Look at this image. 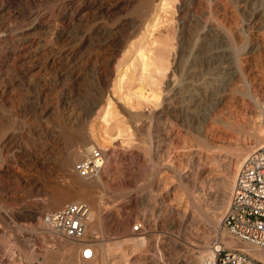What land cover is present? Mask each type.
<instances>
[{
	"label": "rangeland",
	"instance_id": "obj_1",
	"mask_svg": "<svg viewBox=\"0 0 264 264\" xmlns=\"http://www.w3.org/2000/svg\"><path fill=\"white\" fill-rule=\"evenodd\" d=\"M68 1L71 9L82 3L80 6L83 8V16H80L79 22L81 24L93 21L112 22L115 18L132 14V8L126 3L123 4L127 0H118V9L113 10L105 7V0H0V6L13 12L11 18L0 14V23H10L14 26L24 19L22 14L30 8H51ZM108 1L114 4L117 0ZM165 3V7L157 4L154 6L152 14L147 18L145 30H141L143 37L138 45L152 55L153 60H157H154L155 64L148 68V72L142 74L139 60L136 61L134 53L137 45H134L124 56L117 53L108 72L113 81L118 78L116 75L121 74L120 88L117 90L115 86V96L117 99L118 96L127 97L125 102L119 98V104L145 115L142 121L137 122L139 128L136 133L132 134L127 129L117 105H114L108 121L103 119L105 74L99 78L96 73L94 55L89 52L90 46L74 38H70V41L65 39L63 42L74 47L70 58L71 65L84 62L89 65V74L82 84L80 98L71 99L65 112L76 116L79 113V103L88 102L100 94L104 95L102 108L99 107L100 110L97 111L99 115L94 112L92 115L95 116L88 118L86 130L87 135L95 139L97 144L94 146L102 148L107 159L104 169L97 176L101 182L98 189L101 206L98 212L101 236L98 238L101 239L96 238L98 234H92L87 228L85 238L92 243L98 239L104 245L105 264H145L144 258L149 261L146 264L184 262L189 257L190 250H196L193 245L199 237L204 241L199 250L208 252L207 257L219 241L226 245L222 236L231 237L221 228L223 216L217 224L211 223L209 218L223 209L224 215L233 184L230 156L236 148L250 143L253 135L261 129L256 115L260 112L264 118L260 107H250L248 96L256 94L259 101L264 102V29L237 33L242 14L229 0H166ZM207 12V19L217 23L227 32L230 45L239 51L238 53L243 46L254 44L249 57L239 54L240 60L246 64L242 79L240 82L231 81L223 92L227 94L224 99L208 109L202 118L198 117L199 120L195 119L191 123L188 121V125L179 111L171 112L167 118L157 117L156 113L162 109L165 91L167 92L179 78L180 67L177 61L183 62V59L190 57V48L182 50L180 45L191 38L189 30L197 24L201 16L205 17L204 13L207 16ZM59 27V21L55 22L52 30ZM52 30L41 32L37 43L26 48L27 55L31 54L38 44L49 41L52 38ZM125 33V28L117 31L116 38L125 36ZM6 45L0 42V62L3 60V53L9 50ZM31 61L32 57L23 61L7 60L11 65L14 63L17 71L28 69ZM132 61L135 67H128L125 73L127 75L123 77L126 65ZM30 75L26 74L14 87L11 102L8 101V105L0 111V190L7 196L21 194L20 200L10 204L8 210L0 207V216L4 220L0 221V264H36V258L41 254L55 250L56 237L63 238L70 244L76 242L49 231L40 234L37 230L42 214L58 210L47 208L50 193L41 187V181L56 178L57 183L67 185L61 174L56 173L54 169L51 171L52 164L48 163L59 155V147L61 142L65 141L67 131L64 132V128L60 126L62 117L39 114L43 104H50L55 100L58 95L57 88L52 81L41 79L37 85V79ZM143 77L145 81L141 82ZM40 86L43 87V92L38 94ZM147 88H152L159 96L144 101L132 95L137 89L145 91ZM234 90L237 92L233 97L230 91ZM238 90L245 91V96L238 93ZM261 95L263 98H260ZM28 109L33 112H28ZM28 152L31 156H37L38 163L32 164L27 160ZM15 177L21 178L19 183L28 186L24 185V190H14ZM196 203L201 206L199 210L205 217H199ZM29 207L36 208L41 215L33 218L17 216V212L30 210ZM137 221L146 227L144 238L138 237V233H133L132 226ZM133 239L139 241L136 248H130L129 244ZM125 241L127 242L124 243ZM206 256L204 258H207Z\"/></svg>",
	"mask_w": 264,
	"mask_h": 264
},
{
	"label": "bare ground",
	"instance_id": "obj_2",
	"mask_svg": "<svg viewBox=\"0 0 264 264\" xmlns=\"http://www.w3.org/2000/svg\"><path fill=\"white\" fill-rule=\"evenodd\" d=\"M229 1L232 2L236 9L242 14L241 25L237 28V33H241L242 31L244 32L245 30L257 32V30L264 29V0ZM165 2L166 0L124 1L123 4L126 3L128 7L132 8L130 9L132 10L130 11L132 14L127 17L124 16L122 18H115L112 22L105 21V23L102 21H93V23L86 24L79 23L81 20L80 16L83 14H81L83 8L80 6L82 3H78V5H75L71 9V6H69L70 1L66 4H56L51 8H47V6L30 8L22 14V18L24 19L21 22L16 23L14 26H11L10 23V25L4 22L0 23V32H2L0 35V42H4L9 47V50L3 53V60L1 59L2 61L0 62V111L8 105V101L11 102L10 99L14 93V87L21 82L26 74L30 73L31 77L33 75L38 81L37 85L39 84L40 79L46 80V82L52 81V84L58 90V95L52 103L43 104V106L39 109V114L62 117V120H60V126L64 128V132L67 131L65 141H62L60 144L59 155L48 163L52 164L51 171L54 169L56 173L61 174L62 179L65 183H67V185L65 186L64 184V186H62L61 183H57L55 180L56 178H52L51 180L48 178V181H43L44 183L41 181V187L50 193V200L47 205V208L49 209H59L65 204L75 201L87 202L91 206L92 217L87 223L86 228L92 234H98L96 235V238L101 236V224L98 218V212H100L99 210L101 209L99 204L100 197L98 196V189L101 186V182L97 177L98 175L90 180L79 177L74 172L73 167L75 162L81 158V152L84 148H90L97 144L95 139L86 133L87 121L88 118H91V116H95L92 114L94 112V114H96L97 111L100 110L98 109L99 107L102 108L101 104L103 103L104 95L100 94L88 102L85 101V103H79V113L78 115L75 114L76 116H71L69 111L68 113L70 114L65 112L67 104H69L71 99L80 98L79 96L81 95L82 84H84V81L89 74V65H87L88 63L84 64L86 62L83 64L71 65L70 58L74 52V47L70 46V43L64 44L63 42H65V39H69L70 41V38H74L78 39L82 43L86 42V44L90 46L91 51L89 50V52L94 55L93 63L95 64L96 73L99 78L105 74V108L103 105V119L107 122L109 116L113 113L114 105H117L119 109L118 112L124 117L127 129H129L132 134L133 132L136 133L139 128V126H137V122L142 121L145 115L143 113L130 110L124 104H119V98L125 102L127 97V95L124 96L125 98L118 96L117 99V96H115V94H117L115 86L117 90L120 88V82L122 80L121 74L116 75V78H118L113 81L108 75V72L114 64L113 60H115L117 53H122V56H124L130 52V48H133L134 45H137L134 53H136V61L139 60L142 68V74L148 72V68L155 64V58L153 60V56L146 53L138 45L143 37H141V30L144 29L147 18L152 14L154 6L156 7L157 4L165 7L167 6ZM105 3L103 4L105 7L107 6L109 10L116 9L118 6V0L115 1L114 4L109 3V1L107 2V0H105ZM98 6H100V4ZM5 9L6 8L4 6H0V14L4 15L5 18H11L13 12H9ZM204 15L205 17L201 16L202 18L200 17V19L197 20V24H194V27L189 30L192 35L191 38L183 41L180 45L182 50L190 48V57L189 59L187 58V60L183 59V62H179V60L177 61L178 66L180 67L179 78L175 83H173L167 92L165 91L162 109L156 113L157 117L167 118L171 112L179 111L178 113L185 118L188 125V121L191 123L195 119L199 120L197 119L198 117H201L208 109L224 99L227 94L223 92L225 87L231 81L235 80L240 82L242 79L243 68L246 67V64L240 60L241 56H239V54H242L243 57L246 58L249 57L254 44L243 46L241 48V52L238 53L239 51L230 45V37L227 32L217 23L207 19L209 16L208 12L207 16L206 13H204ZM58 21L60 27L52 30L55 22L58 23ZM123 28L126 29L125 36L117 39L115 34ZM48 29L49 31L50 29L53 31L51 33L52 38H49V41L38 44L39 46L37 45V48L31 54L27 55L28 51L26 48L31 47L36 40L39 39V34L47 31ZM77 42L78 41H76V43ZM119 47L121 48L119 49ZM27 57H32V63L26 70L17 71L15 70V65H13L14 63L11 65L10 62H7L8 59L23 61ZM57 63L61 66L56 65ZM94 64H91V66ZM128 67H135L134 62L132 61L131 64L126 65L124 74L122 73L123 77L127 75L125 73ZM142 81H145V77L142 78L141 82ZM243 90H238V93H242L245 96V91L243 92ZM41 92H43V87L40 86L38 94ZM236 92L237 90L232 92L230 91V94H233L234 97ZM132 95L144 101H148L149 99H154L159 96V94L152 88L145 91L137 89ZM248 96L250 107L253 109L260 107V104L263 103L259 101L256 94H248ZM260 98H263V95H261ZM28 110V112H33V110ZM97 114L99 115V113ZM256 116L257 121L260 122L261 129L258 133L253 135L250 143L236 148L230 156L229 165L232 166V170H230L233 172L232 183H234L236 173L244 164L247 155L254 149L264 146V118L261 117L260 112ZM27 160L30 161V163H38L39 159L36 155L31 156L28 152ZM20 179L17 177L14 178V190H24V187L28 186V184H24V186L19 183ZM31 180L34 182L33 179ZM31 180L29 181L31 182ZM33 182H31V184ZM231 186L233 187V184H231ZM19 194L14 193L7 196L3 190H0V207L5 211L8 210L10 204H15L20 200L21 194ZM198 204L199 203L195 204V208L200 217L204 214L200 212L201 210L199 209H201V206ZM223 211L224 209L213 213L209 218L211 223L213 222L217 224L223 216ZM37 215H41V212L33 207L25 212H17V216L25 218H33ZM0 221L4 222L2 216H0ZM98 239L92 245L95 256L97 255V258H94L93 260H79L78 249L80 244L78 242L70 244L63 240V238L61 239L56 237L55 241H57V247H55V250L52 249L41 254L36 258V264H105V247ZM222 239L225 240L226 246L248 249L252 255L264 260V250L259 251L255 248L249 249L246 245L240 244L231 238L222 236ZM126 242L127 241L124 243ZM138 242L139 241L137 239H133L132 243L129 244L130 248L132 246H138ZM203 242L204 241H202L201 237L197 238L195 240V244L193 245L196 250L189 247V249H191L190 255H188L189 257L186 261H179L177 264H200L203 261L204 256L208 255V252L203 253L199 250L203 247ZM122 245L125 246L124 244ZM187 252L189 253V250H187ZM182 258L181 260H185V258Z\"/></svg>",
	"mask_w": 264,
	"mask_h": 264
},
{
	"label": "built area",
	"instance_id": "obj_3",
	"mask_svg": "<svg viewBox=\"0 0 264 264\" xmlns=\"http://www.w3.org/2000/svg\"><path fill=\"white\" fill-rule=\"evenodd\" d=\"M260 110L264 112V102L260 104ZM106 161L105 152L99 146L84 148L73 170L83 179H92L101 173ZM91 217V206L85 201H75L42 214L37 230L40 234L49 231L78 242L79 260H93V243L85 238L86 225ZM221 228L247 248L264 250V146L250 152L236 173ZM132 230L138 233V237L144 238L147 233L139 221ZM143 262L149 261L144 258ZM201 264H264V260L252 255L248 249L228 247L219 241Z\"/></svg>",
	"mask_w": 264,
	"mask_h": 264
}]
</instances>
